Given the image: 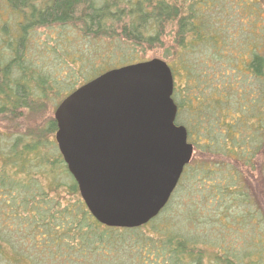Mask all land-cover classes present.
Segmentation results:
<instances>
[{"label": "trees", "instance_id": "obj_1", "mask_svg": "<svg viewBox=\"0 0 264 264\" xmlns=\"http://www.w3.org/2000/svg\"><path fill=\"white\" fill-rule=\"evenodd\" d=\"M1 2L17 23L14 34L6 24L0 26V118L9 115L23 120L22 112H32L34 106L53 99L60 103L76 88L109 70L147 61L128 56L129 59L120 58L118 64H108L106 50L117 49L115 43L126 42L129 50L140 55L137 49L143 51L170 42L171 55L166 58L173 76L175 124L186 129L193 154L159 215L176 194L184 198L185 194L193 193L200 195L205 206L217 207L218 223L227 221L231 211L232 219L241 222L243 208L252 210L243 171H252L256 158L264 156L263 2ZM37 29H57L58 35L47 51L54 62L48 66L43 56L38 54V58L31 59L27 54L29 37ZM101 40L110 44L106 46ZM100 51L105 55H99ZM55 132L54 121L43 130L44 135ZM26 139L20 147L12 145L7 153L0 151V194L8 198L6 205L10 209L30 223L28 226L47 236L45 240L50 247L58 250L56 258L70 259L67 256L72 253L83 257L96 249L105 252L116 242L124 247L125 235L136 234L160 220L158 215L149 225L130 229L99 224L82 201L59 152L50 151V157L54 158H49L44 138L30 135ZM58 193L64 194L63 197ZM184 211L183 218L187 221ZM193 214L191 211L190 219ZM205 217L211 219L209 214ZM168 241L173 243L170 253L176 251L186 256L187 249H196L195 237L183 232L170 236ZM2 242L3 237L0 249ZM222 253V264H231L226 250Z\"/></svg>", "mask_w": 264, "mask_h": 264}, {"label": "water", "instance_id": "obj_2", "mask_svg": "<svg viewBox=\"0 0 264 264\" xmlns=\"http://www.w3.org/2000/svg\"><path fill=\"white\" fill-rule=\"evenodd\" d=\"M173 76L159 60L109 70L55 108V143L94 219L148 224L167 205L193 147L175 124Z\"/></svg>", "mask_w": 264, "mask_h": 264}, {"label": "rangeland", "instance_id": "obj_3", "mask_svg": "<svg viewBox=\"0 0 264 264\" xmlns=\"http://www.w3.org/2000/svg\"><path fill=\"white\" fill-rule=\"evenodd\" d=\"M260 1L264 3V0ZM242 19L243 17H240L239 21ZM16 23L14 16L1 2L0 26L6 24L14 34L13 28ZM238 25H240L239 22ZM57 35V29L35 30L29 37L32 44L28 43L27 54L32 57L31 59L38 58V54L40 57L43 56L46 66L53 63L54 60L51 59L50 55L47 56V51L52 48ZM100 42L106 46L107 43L110 44L106 40ZM101 43L97 45L101 46ZM169 43L150 49L146 47L143 51L137 49L140 55H135V52L129 50L128 47L130 46L121 41L115 43L119 46L117 49L106 50L105 60L108 64L114 65L122 61L120 58L129 59L128 56H134L147 61L159 59L170 64L166 58L171 55ZM99 55L105 54L100 51ZM176 83L180 82L177 81ZM58 103L59 100L53 99L39 106H34L32 112H22L23 120L17 116L13 118L9 115L0 118V151L7 153L12 145L20 147L21 143L27 140V136L31 135L36 138L37 135H40L41 139L44 138L45 154L52 158L53 155L52 157L49 155L50 151L51 154L55 152V149L58 151L54 139L55 133L44 135L43 130L49 122L54 121V111ZM256 159L252 171H243L244 181L248 185V194L251 197L248 202L252 203V210L247 211L246 206L243 208L244 218L241 222L232 219L231 211L227 221L224 219L221 221L222 223H218V218L215 217L217 207L205 206L200 202V195L185 194L184 198H187L184 199L182 194L179 196L176 194L167 208L159 215L160 220L155 223L152 222L151 226L139 229L136 234L131 232L125 235L124 247L116 242V245L110 246L105 252L96 249L94 252L98 255L91 253L81 257L76 253L68 254V256L66 254L70 259L56 258L55 253L58 250L53 245L50 247L45 240L47 236L30 227V223L28 224L27 221L26 223L17 211L6 205L8 198L0 194V238L3 237L5 240L1 243V264H197L198 261L199 264H222L223 249L226 250V256H228L231 264H264V156L260 155ZM57 195L63 197L64 194L58 193ZM54 197L57 198L56 195ZM189 210L195 214V216L192 215L191 219L189 215L191 211L189 212ZM183 211L187 215V221L183 218ZM208 214L211 219L205 217ZM249 214H251L250 217ZM202 215L204 216L201 217ZM206 220L208 221L206 222ZM209 220H211L210 223ZM180 232L195 237L193 244L196 243V249L190 251L187 249L186 256L178 255L176 251L169 252L173 243L167 242V240L170 236ZM103 249L105 250V248ZM171 256L174 258L172 259ZM195 259L198 261H194Z\"/></svg>", "mask_w": 264, "mask_h": 264}]
</instances>
